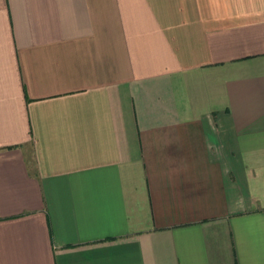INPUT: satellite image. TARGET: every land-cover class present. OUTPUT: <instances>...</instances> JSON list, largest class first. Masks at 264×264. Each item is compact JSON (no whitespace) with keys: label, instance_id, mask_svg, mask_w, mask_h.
<instances>
[{"label":"crops","instance_id":"0c3cea01","mask_svg":"<svg viewBox=\"0 0 264 264\" xmlns=\"http://www.w3.org/2000/svg\"><path fill=\"white\" fill-rule=\"evenodd\" d=\"M0 264H264V0H0Z\"/></svg>","mask_w":264,"mask_h":264}]
</instances>
